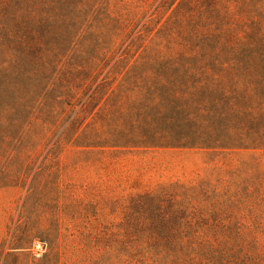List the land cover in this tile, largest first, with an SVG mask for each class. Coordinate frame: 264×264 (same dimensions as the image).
<instances>
[{"label": "trees", "instance_id": "obj_1", "mask_svg": "<svg viewBox=\"0 0 264 264\" xmlns=\"http://www.w3.org/2000/svg\"><path fill=\"white\" fill-rule=\"evenodd\" d=\"M141 1L0 0V59L25 29L28 43L75 48L90 36L106 44L133 23ZM154 1L156 15L92 79L85 127L100 139L104 129L113 147H264V0ZM7 89L0 99L14 98ZM249 188L215 189L205 205L173 199L159 222L128 227L135 248L145 264H264V211L255 215Z\"/></svg>", "mask_w": 264, "mask_h": 264}, {"label": "rangeland", "instance_id": "obj_2", "mask_svg": "<svg viewBox=\"0 0 264 264\" xmlns=\"http://www.w3.org/2000/svg\"><path fill=\"white\" fill-rule=\"evenodd\" d=\"M157 4L142 0L133 23L106 44L90 36L75 48L28 43L25 29L0 59L8 68L0 92L8 85L14 97L0 99V264H145L128 227L159 222L173 199L205 205L215 189L251 187L255 215L264 211V147H113L104 129L100 139L85 127L92 79ZM149 193L154 201L139 200Z\"/></svg>", "mask_w": 264, "mask_h": 264}]
</instances>
